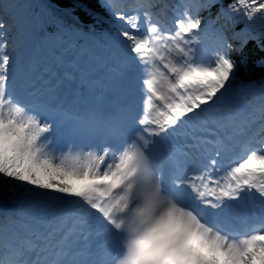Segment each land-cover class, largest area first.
<instances>
[{
    "label": "snow or ice",
    "instance_id": "1",
    "mask_svg": "<svg viewBox=\"0 0 264 264\" xmlns=\"http://www.w3.org/2000/svg\"><path fill=\"white\" fill-rule=\"evenodd\" d=\"M101 6L122 22L105 39L129 97L106 109L18 88L22 43L8 51L0 19V180L22 188L0 216V264H264V59L259 79L234 87L247 60L232 57L253 42L264 50V23L253 28L264 0H178L172 27L166 0ZM37 24L64 43L84 38L54 13ZM208 29L219 47L200 63ZM249 201L261 214L233 223ZM27 210L50 225L44 247L16 228Z\"/></svg>",
    "mask_w": 264,
    "mask_h": 264
},
{
    "label": "trees",
    "instance_id": "2",
    "mask_svg": "<svg viewBox=\"0 0 264 264\" xmlns=\"http://www.w3.org/2000/svg\"><path fill=\"white\" fill-rule=\"evenodd\" d=\"M47 2L51 9L46 7H36V0H0V5H8L6 8L7 16H4L5 22L8 18L16 21L23 32L22 41H25L29 30L36 25L39 29L42 42L48 40V33L41 31L37 21L49 14H55L62 19L66 25H71L78 28L80 32L86 36L103 37L113 29L117 21L112 18L110 13L101 6V0H44ZM232 0H223L225 7ZM218 8H214L211 13V18L215 19ZM201 17L203 20H209V13L202 12ZM225 21L221 19L216 27L219 28ZM264 23L257 19L253 28L259 30L261 24ZM242 27L238 24L237 28ZM228 34L231 35V30L228 29ZM201 36L208 37L209 40L219 47V40L212 29L206 30ZM232 57L237 63L241 59L247 60V66H241L237 72L234 87L239 85L242 81L250 79H259L262 75V70L256 68V62L264 59V50H261L256 43H250L242 53H232ZM22 188L17 187L15 182L0 180V203L13 202L18 199L19 193Z\"/></svg>",
    "mask_w": 264,
    "mask_h": 264
},
{
    "label": "rangeland",
    "instance_id": "3",
    "mask_svg": "<svg viewBox=\"0 0 264 264\" xmlns=\"http://www.w3.org/2000/svg\"><path fill=\"white\" fill-rule=\"evenodd\" d=\"M2 1L3 0H1V3L3 4ZM37 6L38 5L36 4V7ZM168 10L170 11L172 9L168 8L167 11ZM2 14L4 16H7L5 10L2 12ZM171 19H172V24L169 25L170 21L164 22V23L172 27L174 24V19H175L174 15L171 17ZM11 26H12L11 28L13 32L8 31V33L10 34V39H11L10 44L12 45V48H13L18 34H17V31H14V29H16L14 23ZM35 40H36V36L33 32H31L29 36V40H28L29 42L27 43L26 46L22 47L23 54L25 56L26 70H25V67H23V71H20L21 67L20 66L17 67V81L18 83L22 82L24 85L27 82L35 80L36 76L40 74L41 70L43 69L51 70L54 67H56V63H61L62 67H64L65 65H71L75 59L74 54L76 56L80 55L81 61H83L81 63L91 65L95 62V59L93 57V54H94L93 48L100 46L101 51H102L104 49L103 46L111 45L110 43L106 41V39H94L91 37L74 38L73 43L71 44L66 43V45H63V41L61 40H48L47 45H46L47 47L46 55L38 56L32 53H29L30 45H32ZM74 47H76L77 49L74 50L73 49ZM19 50L20 49L13 50L12 54L16 55V53ZM84 50H86L87 53H85ZM208 53H209V48L203 45L202 43L200 52L197 55V62H200V63L209 62L212 56H210ZM95 54L100 55L101 52L98 51ZM26 59L28 60L26 61ZM47 64H48V67L45 66ZM81 65H84V64H81ZM81 65L79 67H81ZM38 67L40 68L39 70H37ZM61 71L64 72L65 70H61ZM225 103H227V98L225 100ZM238 154H239L238 152L234 154L233 158H235ZM249 203H253V201H249L248 204ZM16 207H17L16 203L9 205V211L13 213ZM253 208H254L253 214L250 212V207L248 206L238 207L237 211L239 212V215H242L244 218H246V220H250L253 215L259 216L261 214L259 205L254 204ZM43 219L44 218L36 217L31 210H27L25 212V215L19 219V222L17 223L16 228L22 236H27L30 230L33 229L34 226L38 227V225H42L44 226L43 228H45V226L49 228L47 220L44 219V221H42Z\"/></svg>",
    "mask_w": 264,
    "mask_h": 264
},
{
    "label": "bare ground",
    "instance_id": "4",
    "mask_svg": "<svg viewBox=\"0 0 264 264\" xmlns=\"http://www.w3.org/2000/svg\"><path fill=\"white\" fill-rule=\"evenodd\" d=\"M109 50V52L107 53V55H111V62L109 63H104L105 67L107 68L108 71L102 72L101 76L105 77L106 75L111 77L112 81H111V88L114 90V94H115V90H117L119 93L117 94L118 96L122 97L124 96L127 92H128V85L125 83L120 82L119 80H117L114 76V74L110 73V71L112 70V64L115 60V58L119 55L118 49L117 48H110L109 46H105V50L103 51V53H101V55H99L97 58L101 57V60L106 58L107 55H105V53ZM107 59H109V57H107ZM102 62V61H101ZM103 63V62H102ZM108 66H110V68L108 69ZM85 71V70H82ZM55 73H53L54 75ZM69 74V73H68ZM67 74V75H68ZM77 87V86H73ZM133 87L135 88V96L142 99V93L139 89V87H136L135 85H133ZM137 89V90H136ZM139 89V90H138ZM80 93H82L80 91ZM52 98H54L52 96ZM128 95L126 96V100L128 99ZM257 199H259V197H257ZM34 236L37 237L42 243V245L40 247H43L48 241H47V233L48 231H42L40 229H38L37 231H33ZM31 235V234H30ZM28 235V236H30Z\"/></svg>",
    "mask_w": 264,
    "mask_h": 264
}]
</instances>
